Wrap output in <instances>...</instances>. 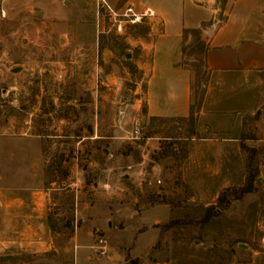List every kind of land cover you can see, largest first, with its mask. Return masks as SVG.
Returning a JSON list of instances; mask_svg holds the SVG:
<instances>
[{
	"label": "rangeland",
	"instance_id": "obj_1",
	"mask_svg": "<svg viewBox=\"0 0 264 264\" xmlns=\"http://www.w3.org/2000/svg\"><path fill=\"white\" fill-rule=\"evenodd\" d=\"M148 23L124 24L117 34L104 16L108 33L94 30L81 38L59 21L44 24L25 0H0L1 165L25 176L28 167L44 175L45 165L48 180L76 168L85 199L88 185L118 188L106 209L101 203L93 212L82 211L85 220L108 210L111 224L86 226L89 241L77 264L110 257L114 264H129V251L142 258H134L137 264H264V79L256 109L244 116L233 140L197 133L194 116L148 119L141 114L144 82L133 63L139 49L131 43L145 36ZM102 49L112 58L104 73L121 78L105 87L97 76ZM182 57L196 112L207 81L203 47L191 37ZM13 68L19 71L11 73ZM94 135L99 141L76 144ZM110 140L143 141L136 147ZM93 196L103 201V192ZM58 199L62 218L74 220L72 196L64 192ZM52 231L56 251L46 264H75V226L54 224ZM99 238L106 243L102 256ZM5 264L40 263L25 256Z\"/></svg>",
	"mask_w": 264,
	"mask_h": 264
},
{
	"label": "crops",
	"instance_id": "obj_2",
	"mask_svg": "<svg viewBox=\"0 0 264 264\" xmlns=\"http://www.w3.org/2000/svg\"><path fill=\"white\" fill-rule=\"evenodd\" d=\"M104 1L115 10L131 5L136 12L149 9L155 15L154 19L148 20L145 36L131 41L139 49L133 63L144 82L143 116L148 119L189 117L191 72L182 65V47L191 36L187 34L183 38V31L199 30L207 81L200 105L193 113L195 131L204 130L212 136L231 140L240 134L244 116L250 115L257 107L264 79V0ZM25 2L44 24L59 21L78 37L84 38L94 30L98 34L110 31L101 24L105 15L100 10L97 13L96 0ZM115 33L120 32L115 30ZM105 50L100 51L97 74L98 84L104 87L121 80L114 72L104 73L105 66L112 60ZM83 139L77 140L76 144L99 141L100 137L94 135L89 140ZM110 141L117 146L126 143L141 147L143 140ZM71 160L76 162L77 156ZM25 170L27 176L24 170L2 166L0 156V264H5L9 258L25 256L37 257L40 264H46L56 251L53 247L54 224L75 226L72 238L78 243L74 259L77 264L79 258L83 259L82 248L87 247L89 241L86 226L92 230V226L100 228L111 224L108 210L85 220L82 211L83 214L85 209L93 212V209L101 208V203L106 209L111 204L109 195L118 188L105 182L91 184L86 187L84 193L88 195L85 199L81 196L83 189L78 185L81 174L76 168L65 170L61 180L55 178L62 183L60 186L53 177L46 179L45 165L44 175L29 167ZM32 172L35 175L31 176ZM97 191L103 192V201L95 200L93 195ZM64 192L72 196L70 208L74 220L72 217L71 221L64 220L60 214L62 206L58 198ZM52 209L57 211L54 216L50 213ZM77 224L82 227L77 228ZM130 252V259L142 260ZM115 259L110 257L98 264H114ZM150 264L166 263L155 261Z\"/></svg>",
	"mask_w": 264,
	"mask_h": 264
},
{
	"label": "built area",
	"instance_id": "obj_3",
	"mask_svg": "<svg viewBox=\"0 0 264 264\" xmlns=\"http://www.w3.org/2000/svg\"><path fill=\"white\" fill-rule=\"evenodd\" d=\"M97 2V13L99 10L104 14L114 26L117 32H120L124 24L133 25L139 22L141 19L152 20L155 18V15L149 9H144L142 12L134 11L131 5H127L122 10H115L110 7L104 0H96ZM139 126L136 124L133 129V134H139ZM157 184H160V181L156 180ZM97 254L102 256L106 253V243L103 239L99 238L96 245Z\"/></svg>",
	"mask_w": 264,
	"mask_h": 264
},
{
	"label": "trees",
	"instance_id": "obj_4",
	"mask_svg": "<svg viewBox=\"0 0 264 264\" xmlns=\"http://www.w3.org/2000/svg\"><path fill=\"white\" fill-rule=\"evenodd\" d=\"M189 34L191 37H193L195 39V41H197L201 46H202V43L199 41V30H189V31H183V38ZM200 101L201 99H199V101L197 102L196 106H195V109L198 108L199 104H200ZM193 105L190 106V115H189V118L192 119V116H193ZM245 192H249V190H245ZM129 264H137V260L136 259H132V260H129L128 262Z\"/></svg>",
	"mask_w": 264,
	"mask_h": 264
},
{
	"label": "water",
	"instance_id": "obj_5",
	"mask_svg": "<svg viewBox=\"0 0 264 264\" xmlns=\"http://www.w3.org/2000/svg\"><path fill=\"white\" fill-rule=\"evenodd\" d=\"M125 58H129V55L126 54ZM18 71H19V68H13V69L10 70L11 73H17Z\"/></svg>",
	"mask_w": 264,
	"mask_h": 264
}]
</instances>
